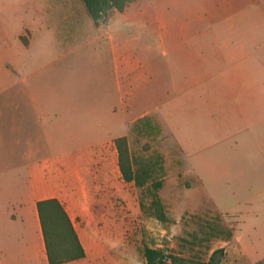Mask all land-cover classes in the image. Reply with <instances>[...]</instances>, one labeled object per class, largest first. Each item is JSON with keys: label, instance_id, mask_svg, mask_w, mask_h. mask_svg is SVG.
<instances>
[{"label": "rangeland", "instance_id": "rangeland-1", "mask_svg": "<svg viewBox=\"0 0 264 264\" xmlns=\"http://www.w3.org/2000/svg\"><path fill=\"white\" fill-rule=\"evenodd\" d=\"M71 5L26 15L52 22L34 31L33 52L51 61L72 134L35 160L81 149L98 162L102 145L127 136L133 155L164 165L151 191L119 172L86 175L85 189L68 175L65 207L82 217L89 254L71 264H146L147 247L173 264H264V0H128L99 26L82 0ZM0 166V264H48L36 208L21 205L27 161Z\"/></svg>", "mask_w": 264, "mask_h": 264}, {"label": "crops", "instance_id": "crops-1", "mask_svg": "<svg viewBox=\"0 0 264 264\" xmlns=\"http://www.w3.org/2000/svg\"><path fill=\"white\" fill-rule=\"evenodd\" d=\"M76 2L80 4L79 1ZM14 3L16 4L0 7V159H15V163L27 161V192L21 195V205L26 199L28 205L36 208L37 201L56 198L64 206L86 253L84 258L66 264L89 260L83 241L85 228L83 220L80 219L82 217L65 207L68 199H73L65 197L71 188L68 175H79L78 185L85 189L86 175L117 174L119 170L114 145V139L117 137L102 145L98 162L91 159L93 155H88L87 150L81 149L77 154H68L71 158L67 161H61L59 156L43 163L35 160L41 154L46 155L53 151L56 144L70 142L72 134L70 122L58 117L60 106L55 102L51 61L47 58L46 63L39 66L38 57L33 52L36 42L34 31L49 30L52 22L48 16H31L27 19L26 15L39 13V10L40 13L47 14L65 11L69 15L76 8L71 5V0H18L10 4ZM17 9H21L25 17L20 15L21 12ZM116 60L118 63V59ZM40 114L43 119L39 118ZM149 114L151 113L144 112V115H141L145 117ZM93 162H96V165ZM17 168L19 166L13 169ZM7 171V166H0L1 173ZM77 200L80 201L81 198L78 197ZM39 233L36 247L41 250L46 260L41 229Z\"/></svg>", "mask_w": 264, "mask_h": 264}, {"label": "trees", "instance_id": "trees-1", "mask_svg": "<svg viewBox=\"0 0 264 264\" xmlns=\"http://www.w3.org/2000/svg\"><path fill=\"white\" fill-rule=\"evenodd\" d=\"M87 14L95 25L107 16V10L122 13L128 0H82ZM117 151V165L122 180L133 183L140 189L159 190L162 186L161 174L164 172L161 154L146 157L133 155L127 136L114 139ZM159 177V178H158ZM154 203L159 207L157 194L153 193ZM36 212L41 229L46 260L48 264H66L86 256L72 221L62 203L56 198L36 202ZM146 264H173L159 249L145 248ZM218 264L214 256L207 263Z\"/></svg>", "mask_w": 264, "mask_h": 264}]
</instances>
